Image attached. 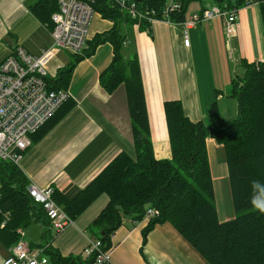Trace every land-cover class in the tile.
I'll return each instance as SVG.
<instances>
[{"label":"crops","instance_id":"obj_1","mask_svg":"<svg viewBox=\"0 0 264 264\" xmlns=\"http://www.w3.org/2000/svg\"><path fill=\"white\" fill-rule=\"evenodd\" d=\"M38 1L0 0V63L16 46L35 56L50 46L51 28L41 3L35 7ZM211 5L215 4L204 0L193 11ZM237 9L236 35L228 38L222 20L214 18L188 29V46L184 44L182 28L176 24L156 20L148 30H141L138 24L122 25L126 36L122 54L126 59L135 54L139 61L156 159L171 156L163 110L165 101L179 100L191 121L205 120L213 102L219 105L228 98L231 78L242 76L241 62L264 61V31L258 2L252 0ZM112 24L96 13L89 39L110 29ZM60 52L57 50L46 61L48 72L53 76L60 68L53 69ZM112 56V45L105 42L76 64L66 89L74 101L73 107L23 152L19 168L29 182L41 187L52 186L61 196L70 199L118 152L134 155L124 85L107 93L99 84V74ZM205 143L218 219L225 221L235 214L231 208L219 212L223 205L219 174L221 167L227 169L224 150L213 138H206ZM105 203V196L99 197L72 226L58 235L50 229L46 216L35 219L27 228L19 229L20 239L33 249H50L62 256L72 254L84 259L87 240L96 238L87 230V225ZM147 222L144 218L135 222L128 216L122 218L110 235L111 264H209L168 222L156 224L143 244L142 230ZM9 247L1 246L0 263Z\"/></svg>","mask_w":264,"mask_h":264},{"label":"trees","instance_id":"obj_2","mask_svg":"<svg viewBox=\"0 0 264 264\" xmlns=\"http://www.w3.org/2000/svg\"><path fill=\"white\" fill-rule=\"evenodd\" d=\"M143 4L160 7L166 0H140ZM180 4L170 19L180 22L186 17L191 2L204 0H175ZM215 5L231 10L251 0H211ZM261 11L264 31V0H255ZM46 11L52 29L51 14L57 10L56 0H39ZM103 19L112 21V27L96 33L78 53L56 70L49 79L52 89L68 88L76 64L92 55L96 47L108 42L112 45L110 63L99 74V84L112 93L124 85L126 105L131 123L134 155L118 152L82 190L67 199L54 190L53 199L73 222L99 197L105 205L87 225L103 248L110 246V235L119 227L123 217L133 221L143 219L147 208L158 214L149 218L142 230V243L147 233L158 223H170L179 234L209 264H264V61L246 62L241 66V77L231 78L228 97L237 103L236 117L223 119L213 102L205 120L191 121L183 112L179 100L163 103L171 156L156 159L150 137V128L138 58L128 59L122 54L126 36L122 25L138 21L141 30H148L146 20H136L112 7L109 0L93 4ZM205 6H201L204 9ZM48 15V17H47ZM238 76V75H237ZM216 93H219L218 90ZM74 105L68 99L55 114L34 134L31 141L40 139ZM222 145L229 178L231 201L235 216L219 221L206 150V138ZM29 181L19 166L0 160V245L12 246L20 239L19 229L27 228L35 219L45 216L42 206L34 203L28 194ZM8 217L5 224L1 223ZM47 264H91L94 255L72 254L62 256L46 249Z\"/></svg>","mask_w":264,"mask_h":264},{"label":"built area","instance_id":"obj_3","mask_svg":"<svg viewBox=\"0 0 264 264\" xmlns=\"http://www.w3.org/2000/svg\"><path fill=\"white\" fill-rule=\"evenodd\" d=\"M58 8L51 14L53 27L52 42L38 56L27 53L16 46L0 63V160L20 165L23 152L31 144V135L48 121L68 99L64 89L49 87L46 61L59 49L78 53L89 39L93 16L98 13L93 4L96 0H56ZM112 7L136 20H146L148 24L162 20L182 28L184 44L189 45L188 29L214 18L222 20L228 38L236 35L239 25L237 8L223 9L217 5L192 11L180 21L170 19V13L179 10L175 0H166L160 7L143 4L140 0H109ZM251 2V1H250ZM248 2V3H250ZM138 24V21L135 23ZM53 76V77H52ZM28 194L34 203L42 206L49 220V227L58 235L73 225V220L53 199L52 186H38L29 182ZM1 197V194H0ZM158 214L154 208H147L144 219ZM1 223L4 226L8 213ZM135 222V221H133ZM20 233V230H18ZM112 244L103 248L98 238H90L84 248L85 255H94L91 264H111ZM48 257L43 248H30L19 239L8 249V254L0 264H47Z\"/></svg>","mask_w":264,"mask_h":264},{"label":"rangeland","instance_id":"obj_4","mask_svg":"<svg viewBox=\"0 0 264 264\" xmlns=\"http://www.w3.org/2000/svg\"><path fill=\"white\" fill-rule=\"evenodd\" d=\"M199 5H200V3L198 1L191 2L188 9H187V13H190L191 11L197 9L199 7ZM59 50L61 52L53 64L54 65L53 69L63 66L65 63H67L71 59V54H69L66 51H63L61 49H59ZM243 72H244V70H243ZM236 77H241V75H238V76L236 75ZM228 87H229V84H228ZM217 108H218L219 115L225 120H232L236 117V100L233 97H228V98L225 97L219 103V105H217ZM223 157H224V155H223ZM224 160H225V158H224ZM224 163H223V166H224ZM224 169H225V167H224ZM224 169L221 167L220 174H219L220 178L222 180L221 191L219 192V194L221 195V201L223 204L221 210H219L220 214L223 213V211H225V210L228 211L229 208H231L230 210H232V212L234 213L232 201H231L229 178H228V174L226 173L227 169L226 170H224ZM225 181H226V185H225ZM223 184H224V186H223ZM219 200H220V198L217 200L218 204L220 202ZM228 203H230V204L228 205ZM232 212H229V213L232 214ZM0 250H1V246H0Z\"/></svg>","mask_w":264,"mask_h":264},{"label":"clouds","instance_id":"obj_5","mask_svg":"<svg viewBox=\"0 0 264 264\" xmlns=\"http://www.w3.org/2000/svg\"><path fill=\"white\" fill-rule=\"evenodd\" d=\"M261 211H264V205H258Z\"/></svg>","mask_w":264,"mask_h":264},{"label":"bare ground","instance_id":"obj_6","mask_svg":"<svg viewBox=\"0 0 264 264\" xmlns=\"http://www.w3.org/2000/svg\"><path fill=\"white\" fill-rule=\"evenodd\" d=\"M250 2V1H249ZM251 2H252V0H251Z\"/></svg>","mask_w":264,"mask_h":264}]
</instances>
